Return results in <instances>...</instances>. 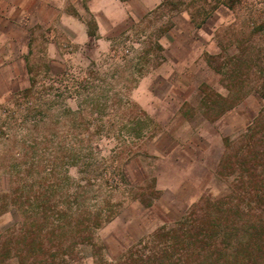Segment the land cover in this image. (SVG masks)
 Here are the masks:
<instances>
[{"label": "rangeland", "instance_id": "1", "mask_svg": "<svg viewBox=\"0 0 264 264\" xmlns=\"http://www.w3.org/2000/svg\"><path fill=\"white\" fill-rule=\"evenodd\" d=\"M169 56L182 59L181 76L148 80ZM11 87L0 100V242L57 240L62 229L35 225L16 203L56 148L53 202L100 209L94 238L114 261L206 197L234 189L232 204L250 201V163L239 168L236 153L264 149V0H162L109 51L92 42L76 60L32 62ZM82 250L75 264H92Z\"/></svg>", "mask_w": 264, "mask_h": 264}, {"label": "trees", "instance_id": "2", "mask_svg": "<svg viewBox=\"0 0 264 264\" xmlns=\"http://www.w3.org/2000/svg\"><path fill=\"white\" fill-rule=\"evenodd\" d=\"M55 149L53 157H44L49 166L42 179L26 186L20 184L16 203L17 209L34 215L35 225L50 226L55 233L56 229H62V233L57 234V240L48 238V247L44 239L25 235L16 239V244L2 241L0 262L8 256L17 257L20 264L27 260L31 264H75L85 256L82 249L89 247L92 264H264V149L248 143L240 154L236 153L239 168L250 163L246 167L247 181L252 182L253 188L245 206L230 202L234 196L240 197L234 189L220 199L206 197L187 215L184 213L169 226L157 228L148 240L140 242L141 248L129 249L114 261L104 256L102 245L94 238L95 229L101 225L100 209L91 211L76 197L68 202L64 198L61 204L53 202L52 196L59 186L52 177L57 165ZM61 158L64 160L63 155ZM67 159L76 162L77 158L67 156ZM242 175L239 172L237 177L241 179ZM22 191L26 192L24 196ZM67 232L71 234L69 237L65 235Z\"/></svg>", "mask_w": 264, "mask_h": 264}, {"label": "crops", "instance_id": "3", "mask_svg": "<svg viewBox=\"0 0 264 264\" xmlns=\"http://www.w3.org/2000/svg\"><path fill=\"white\" fill-rule=\"evenodd\" d=\"M161 2L0 0V100L14 93L11 87L13 80L29 76L32 62L47 66L73 61L82 56L83 50L92 42L109 51L112 38L130 30L141 16ZM163 41L168 51L167 43L173 40ZM83 57L89 62L94 60L89 54ZM181 64V58L169 56L161 68H152L148 80H168L174 73L181 76ZM148 91L151 92L150 87ZM155 152L167 156L161 150Z\"/></svg>", "mask_w": 264, "mask_h": 264}, {"label": "built area", "instance_id": "4", "mask_svg": "<svg viewBox=\"0 0 264 264\" xmlns=\"http://www.w3.org/2000/svg\"><path fill=\"white\" fill-rule=\"evenodd\" d=\"M126 51H128V49Z\"/></svg>", "mask_w": 264, "mask_h": 264}]
</instances>
